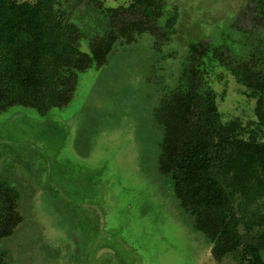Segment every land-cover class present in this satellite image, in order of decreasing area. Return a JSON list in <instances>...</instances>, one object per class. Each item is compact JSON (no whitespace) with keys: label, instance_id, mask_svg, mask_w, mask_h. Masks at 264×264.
<instances>
[{"label":"rangeland","instance_id":"1","mask_svg":"<svg viewBox=\"0 0 264 264\" xmlns=\"http://www.w3.org/2000/svg\"><path fill=\"white\" fill-rule=\"evenodd\" d=\"M174 10L167 41L156 48L144 32L116 44L100 68L79 73L66 106L43 115L22 105L0 112V179L17 190L23 216L13 234L0 239L6 261L236 264L233 255L212 257L209 241L159 172L162 127L154 109L175 86L189 43L207 40L222 56L245 59L251 39V50L264 47V22L249 0H165L159 23ZM98 15L81 5L73 18L88 35L100 26ZM81 48L87 49L84 42ZM205 79L223 121L255 118L254 98L226 66L214 61ZM239 230L244 233L243 224Z\"/></svg>","mask_w":264,"mask_h":264},{"label":"trees","instance_id":"2","mask_svg":"<svg viewBox=\"0 0 264 264\" xmlns=\"http://www.w3.org/2000/svg\"><path fill=\"white\" fill-rule=\"evenodd\" d=\"M164 1L104 6L102 0H0V112L22 105L43 115L66 106L79 73L100 68L116 44L141 33L151 34L159 48L177 18L174 10L159 23ZM249 1L264 22V0ZM81 5L96 10L101 21L88 35L73 18ZM253 41L249 56L240 60L222 56L207 40L189 43L175 86L154 109L162 127L159 172L170 180L193 228L209 241L212 257L233 255L236 264H264V47L251 50ZM214 61L254 98V119L222 120L205 79ZM22 220L17 190L0 179V239ZM4 255L0 251V264H11Z\"/></svg>","mask_w":264,"mask_h":264}]
</instances>
